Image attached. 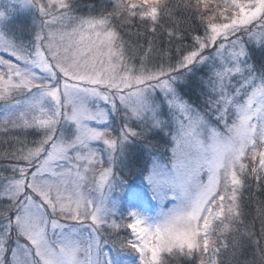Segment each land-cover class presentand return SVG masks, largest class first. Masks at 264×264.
Segmentation results:
<instances>
[{"label": "rangeland", "instance_id": "374dc122", "mask_svg": "<svg viewBox=\"0 0 264 264\" xmlns=\"http://www.w3.org/2000/svg\"><path fill=\"white\" fill-rule=\"evenodd\" d=\"M85 1L0 0V264L231 261L264 188V0L171 50L113 22L159 0Z\"/></svg>", "mask_w": 264, "mask_h": 264}, {"label": "trees", "instance_id": "16d2710c", "mask_svg": "<svg viewBox=\"0 0 264 264\" xmlns=\"http://www.w3.org/2000/svg\"><path fill=\"white\" fill-rule=\"evenodd\" d=\"M93 1H91L92 6ZM86 2L87 0L84 3ZM194 2H196L197 8L198 4L199 6L204 5L206 8L205 12H199V9L197 10L194 7ZM226 3L227 0H159L156 8L157 13L154 17L150 14H143L142 16L134 15L125 23H119V21L113 22L116 23V29H120V33H124V36L129 41L138 43L139 46H143L146 42L147 45L150 43V45L165 47V49L168 48L167 50H171L173 47L179 46V44H188L193 38L201 37L203 28L207 26V24L206 26L201 25V22L208 18L211 19L221 16ZM252 62L257 70L264 73V47L263 49L254 51ZM203 76L201 71L196 72L194 75H189L187 77L188 79H184L182 85H179L178 89L185 99L191 102H198L199 95L197 94L201 88L200 81L202 82L201 78ZM258 185L262 184L260 183ZM263 189H258L249 197L250 199L247 200V202L249 201L248 206L244 208V212L239 218L240 221L244 219L241 221L242 227L237 231L240 233V240L243 241L241 242L242 246L239 252L241 255L234 253L231 261H227V258L218 249L221 247L217 244L215 248L216 251L218 249V254L220 253V257H216L217 264H264ZM217 224L215 219L212 223L213 233H216ZM247 235H250L251 238L247 239ZM211 242L209 246L212 245ZM253 250L258 253L255 255ZM216 251H214L215 254ZM224 252L225 250L222 251V253ZM245 252H248L247 255H245ZM242 255L247 257L245 261L239 258ZM181 260L182 262L177 261L176 264H187V262L192 261L186 259Z\"/></svg>", "mask_w": 264, "mask_h": 264}]
</instances>
